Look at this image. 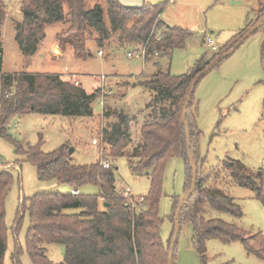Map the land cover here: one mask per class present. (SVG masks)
Returning <instances> with one entry per match:
<instances>
[{
	"label": "trees",
	"instance_id": "trees-1",
	"mask_svg": "<svg viewBox=\"0 0 264 264\" xmlns=\"http://www.w3.org/2000/svg\"><path fill=\"white\" fill-rule=\"evenodd\" d=\"M103 1L107 6L110 29L100 4L88 9L87 0H21L23 20L16 23V41L25 57H33L46 43L47 27L69 24L57 35V43L64 53L68 48L72 50L76 59L90 58L86 43L91 31L99 34V47L103 46L110 30L119 35L123 48L140 51L148 45L146 62H152L156 70L147 82L139 84L149 93V101L145 105V121L138 143L133 145L132 140V127L138 122L137 117L111 110L107 103L102 112L106 119L116 118L102 131V141L109 148L104 159L126 157L135 173L146 172L150 180L148 194L137 201L130 199V195L127 198L126 191L117 190L113 165L104 168L100 159L92 165H77L68 145L45 154L39 146L25 145L10 134L12 120L30 113L92 118L101 90L89 94L82 86H75L54 74L23 73L14 80L11 76L5 77L2 25L7 14L6 6L0 0V75L3 77L0 138L11 142L17 155L37 168L40 181H56L71 189L70 193H39L28 199L31 226L26 245L34 264H56L48 258L45 249L52 244L65 249V259L58 264H169L176 229L171 244L165 247L161 238L163 221L159 204L166 166L172 158L185 160V192L192 190L193 169L188 154L187 130L182 120L188 93L194 81L254 24L264 22V0H260L256 17L249 19L245 28L220 47L212 58L203 57L188 73L174 76L162 69L159 58L168 57L174 49L185 48L192 33L161 21V15L170 2L130 8L118 0ZM65 7L68 8L69 19ZM13 82L16 91L12 95ZM187 123L191 134V157L198 168V180L196 191L185 202L179 215L180 228L187 221L192 224L194 246L202 257V264L207 263L206 243L212 239L224 243L240 241L250 255L264 260L263 234L249 235L237 224L206 217L208 209L230 214L236 219H241L243 212L229 194L209 185L212 174L203 176L205 161L199 151L201 132L197 125L195 94L188 109ZM20 163L18 161L17 165ZM224 169L239 187L253 191L264 204L263 170L250 171L242 162L231 158L224 161ZM13 185L12 173L0 168V264H4L8 250L5 204ZM86 186L95 187L97 193H83ZM177 202L174 200L175 223L180 206ZM71 210L79 212L71 213ZM19 214L14 226L16 234L21 224ZM176 250L177 246L174 264ZM13 264H21L19 250L13 256Z\"/></svg>",
	"mask_w": 264,
	"mask_h": 264
},
{
	"label": "rangeland",
	"instance_id": "rangeland-1",
	"mask_svg": "<svg viewBox=\"0 0 264 264\" xmlns=\"http://www.w3.org/2000/svg\"><path fill=\"white\" fill-rule=\"evenodd\" d=\"M1 1L6 6L7 14L2 25L3 75L11 76L14 80L23 73L54 74L75 86H82L89 94L98 89L110 92L105 102L111 110L124 111L129 116L137 117L138 122L132 127L133 145L137 144L145 121V105L149 101V93L139 84L151 78L156 70L153 63L142 58L130 59L128 53L133 49L123 48L119 35L111 30L103 40L102 47L98 46L99 34L91 31L86 43L91 56L86 60L76 59L69 48L64 54L58 43L57 49L50 54L49 47L55 35L69 27V24H56L46 29V47L44 45L43 53L37 56L40 60L27 66L26 57L16 41V23L23 20L21 0ZM126 1L135 3L122 4L130 8L170 2ZM219 1L173 0L167 5L161 21L170 27L189 30L192 36L187 39L185 48L174 49L168 57L159 58L162 69L170 71L174 76H181L188 73L201 58H212L215 52L208 48L207 40H214L218 49L226 45L236 35L235 32L245 28L247 17L250 20L256 17L260 2ZM95 4L102 6L105 23L110 29L106 3L103 0H87L88 9ZM65 12L69 19L67 7ZM100 50L103 56L98 55ZM2 87L3 77L0 75V100ZM15 91L14 85L12 95ZM195 100L197 125L201 132L199 151L205 161L203 176L212 174L209 185L229 194L243 212V217L236 219L230 214L208 209L206 217L237 224L249 235L261 233L264 236V204L255 197L253 191L239 187L224 169V161L231 158L242 162L250 171H264V29L259 30L219 68L201 80ZM102 112L103 108L96 103L92 118L30 113L12 120L13 129L10 134L25 145L39 146L45 154L68 145L73 150L71 154L75 164L92 165L99 161L102 147L109 152L102 141V131L108 123L116 121L115 117L104 118ZM93 140L99 141L98 149L92 145ZM18 161L21 162L19 165ZM108 161L116 169L118 191L130 193L133 201L148 194L150 180L146 172L135 173L126 157H109ZM0 168L10 171L14 177V185L5 204L8 250L4 264H13L17 250L20 251L21 264H34L26 245L31 226L28 199L39 193H70L71 189L56 181H40L37 168L17 155L14 145L3 138H0ZM186 179L185 160L181 157L169 160L159 204L163 221L161 238L165 247L171 244L176 229L173 220L174 200L181 204L186 194ZM97 191L93 186L83 189L85 194H95ZM19 212L21 224L16 234L14 226ZM70 212L78 213L79 210ZM45 249L52 262L58 264L64 261L63 246L52 244L45 246ZM206 257V264H264V260L250 255L240 241L224 243L217 239L209 240L206 243ZM175 264H202V257L194 246L193 226L188 221L180 228Z\"/></svg>",
	"mask_w": 264,
	"mask_h": 264
},
{
	"label": "water",
	"instance_id": "water-1",
	"mask_svg": "<svg viewBox=\"0 0 264 264\" xmlns=\"http://www.w3.org/2000/svg\"><path fill=\"white\" fill-rule=\"evenodd\" d=\"M264 26V22L263 23H256L254 24L245 34L244 36L227 52L225 53L218 61H216L212 66H210L209 68H207L192 84L190 91L188 93L187 99H186V103H185V107H184V111H183V123L186 126V130H187V140H188V154L190 156V160H191V164H192V169H193V186H192V190H190L189 192H187L185 194V196L182 199V202L177 210L176 213V232H175V236H174V240H173V245H172V249H171V255H170V259H169V264H174V251L176 249V246L178 244V239H179V234H180V226H179V215L181 213V210L185 204V201H187L189 199L190 196L193 195V193L196 191L197 188V180H198V168L195 166L194 161L191 157V134H190V129L187 123V114H188V109L190 107V104L192 102V98L196 92L197 86L198 84L201 82V80L203 78H205L209 73H211L212 71H214L217 67H219V65L221 63H223L224 61H226L228 58H230L233 54L236 53V51L245 44V42L247 40H249L253 35H255L262 27ZM73 150L70 149V153Z\"/></svg>",
	"mask_w": 264,
	"mask_h": 264
},
{
	"label": "built area",
	"instance_id": "built-area-1",
	"mask_svg": "<svg viewBox=\"0 0 264 264\" xmlns=\"http://www.w3.org/2000/svg\"><path fill=\"white\" fill-rule=\"evenodd\" d=\"M207 45H208V48H210L212 50V52H216L218 50L214 40H212L211 38H209L207 40ZM148 45L144 46V48L140 51H131L128 53V57L130 59H136V58H142L144 61H146V56H147V53H148ZM98 55L99 56H103L104 53L103 51H99L98 52ZM111 93H106L104 90L103 92L101 91L100 93V98H99V105L100 107L104 108L105 106V101L107 100V96H109ZM92 145L94 147H96L98 149V146H99V141L98 140H93L92 141ZM100 164L104 167V168H110L111 167V164L109 161L105 160L104 157L107 155V151L105 149V147H102L101 151H100ZM73 194H78V192L76 191H73ZM130 195V193L126 192L125 193V196L128 198Z\"/></svg>",
	"mask_w": 264,
	"mask_h": 264
},
{
	"label": "crops",
	"instance_id": "crops-1",
	"mask_svg": "<svg viewBox=\"0 0 264 264\" xmlns=\"http://www.w3.org/2000/svg\"><path fill=\"white\" fill-rule=\"evenodd\" d=\"M121 4H135V3H127V2H129V1H126V0H118ZM139 0H136V2H138ZM171 1H173V0H170V2ZM217 1V0H216ZM221 1H223V0H221ZM221 1H219V3L221 2ZM163 15V14H162ZM162 15H161V17H162ZM248 20H249V18L247 17V21H246V24H245V26L247 25V23H248ZM239 31H240V29H239ZM239 31H237V32H239ZM237 32H235L234 34H237ZM60 32H58L56 35H55V37L53 38V43L50 45V47H49V51H50V54H52L56 49H57V35L59 34ZM47 35V34H46ZM206 39V38H205ZM46 42H47V39H46ZM45 47H46V43H45ZM45 49V48H44ZM44 49H42L41 50V52L40 53H43V51H44ZM40 53H38V54H40ZM38 54H36V55H34L33 57H26V60H27V63H28V65L27 66H29V65H31L32 66V64H36V61L38 62L40 59H39V57H37L38 56ZM65 54V53H64ZM64 54H62L63 56H64ZM36 57V58H35ZM58 59V58H57ZM155 69V68H154ZM73 192V191H72Z\"/></svg>",
	"mask_w": 264,
	"mask_h": 264
}]
</instances>
